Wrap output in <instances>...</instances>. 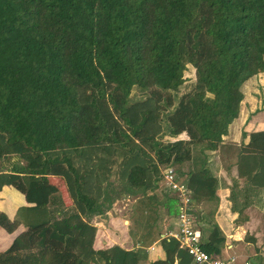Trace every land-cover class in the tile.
<instances>
[{
	"label": "trees",
	"instance_id": "1",
	"mask_svg": "<svg viewBox=\"0 0 264 264\" xmlns=\"http://www.w3.org/2000/svg\"><path fill=\"white\" fill-rule=\"evenodd\" d=\"M263 109L264 0H0V229L23 228L0 264H137L94 249L90 218L123 198L176 216L168 167L218 256L215 168L264 186V131L224 137ZM160 247L152 264L191 263Z\"/></svg>",
	"mask_w": 264,
	"mask_h": 264
},
{
	"label": "crops",
	"instance_id": "2",
	"mask_svg": "<svg viewBox=\"0 0 264 264\" xmlns=\"http://www.w3.org/2000/svg\"><path fill=\"white\" fill-rule=\"evenodd\" d=\"M253 102L251 101V104ZM262 112L264 109L250 114L247 119L240 117L238 123L234 125L232 135L224 137V141L238 143L239 135L242 133L243 143H247L250 133L264 131V126L258 125V121L250 125L251 120L255 117L258 120ZM215 169L217 178H220L218 179L220 188L216 192L218 202L213 221L224 236V243L218 256L222 259L234 258L236 262L264 264V186L238 178L235 168L226 169L220 166V169ZM176 178L184 183L177 175ZM49 180L59 182L55 177H50ZM58 187L65 197L62 182ZM198 210L201 213L197 217L193 216V225L199 232L200 240H204L209 225L201 207ZM146 214L149 215L146 217ZM90 223L96 227L94 249L118 245L126 250H133L137 253V264L163 261L165 254L160 247V240L168 238L166 234L174 233L177 228L176 217H169L161 204L152 205L144 199L127 198L121 199L120 204L113 203L104 215L91 217ZM22 230L20 227L8 235L3 230L4 233L0 231V252L9 246Z\"/></svg>",
	"mask_w": 264,
	"mask_h": 264
},
{
	"label": "built area",
	"instance_id": "3",
	"mask_svg": "<svg viewBox=\"0 0 264 264\" xmlns=\"http://www.w3.org/2000/svg\"><path fill=\"white\" fill-rule=\"evenodd\" d=\"M163 188L174 194L178 203L176 217L177 228L174 233L168 232L166 237L173 238L178 248L184 250L192 264H249L247 261L236 262L234 258L222 259L216 255H208L200 248V235L194 228L193 215L190 213L192 200L186 185L177 180L173 169L168 167L161 171Z\"/></svg>",
	"mask_w": 264,
	"mask_h": 264
},
{
	"label": "rangeland",
	"instance_id": "4",
	"mask_svg": "<svg viewBox=\"0 0 264 264\" xmlns=\"http://www.w3.org/2000/svg\"><path fill=\"white\" fill-rule=\"evenodd\" d=\"M256 92V91H255ZM251 101H254V100H252V99H248V102H250L251 103ZM257 118H255V120H256ZM253 120H254V118H253ZM56 179H58L59 180V182L57 183L55 180H50V183H52V184H55V185H57L58 184V186H60V183L62 182V180L60 179V178H57V177H55ZM62 184H63V182H62ZM116 202H118V204H120V202H121V200H116L114 203H116ZM130 203H128V205H129ZM127 205V206H128ZM113 207H114V205H113ZM147 215H149V214H146V217H147ZM166 221V220H165ZM162 222V221H161ZM0 231L2 232V233H4L1 229H0ZM6 235H8V234H6ZM5 238H7L6 236H5Z\"/></svg>",
	"mask_w": 264,
	"mask_h": 264
}]
</instances>
